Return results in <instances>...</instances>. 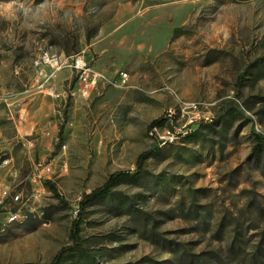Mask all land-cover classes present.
<instances>
[{
	"label": "rangeland",
	"instance_id": "obj_1",
	"mask_svg": "<svg viewBox=\"0 0 264 264\" xmlns=\"http://www.w3.org/2000/svg\"><path fill=\"white\" fill-rule=\"evenodd\" d=\"M259 60L264 0H0V264H50L116 172L59 264H264Z\"/></svg>",
	"mask_w": 264,
	"mask_h": 264
},
{
	"label": "built area",
	"instance_id": "obj_2",
	"mask_svg": "<svg viewBox=\"0 0 264 264\" xmlns=\"http://www.w3.org/2000/svg\"><path fill=\"white\" fill-rule=\"evenodd\" d=\"M39 63L38 75L40 80L38 81V88L44 90L47 94L53 95V89L51 80L55 77L57 70H59L63 64L59 63L54 56H50L44 53L41 56ZM71 68L74 69L77 75V81L81 84L82 92H85L92 86H94L98 79V74L91 69L81 57H75L70 64ZM127 75L125 73H120V79L125 81ZM6 192L3 191L4 195ZM14 201L19 199L18 194H14L12 197ZM27 219V214L23 213L20 209L14 211H8L6 216V221L8 223H22Z\"/></svg>",
	"mask_w": 264,
	"mask_h": 264
},
{
	"label": "trees",
	"instance_id": "obj_3",
	"mask_svg": "<svg viewBox=\"0 0 264 264\" xmlns=\"http://www.w3.org/2000/svg\"><path fill=\"white\" fill-rule=\"evenodd\" d=\"M259 65L261 66V68L264 70V61L259 60ZM161 119H153L152 121H150V123L148 124V128H152L157 126L158 124H160ZM151 150H145L143 152H141L138 156H137V163H138V168L141 167V164L143 163V161L151 154ZM136 173L131 174V175H136ZM121 176H130L129 173L127 172H116V173H112L109 175V177L105 180V182L103 184H101L100 186L92 189L89 193H85L82 196V199L79 202V208H78V213H77V217L73 220L72 222V226L70 229V241L71 244L65 247H62L59 249V251L54 255L52 261L50 262V264H59L65 257V255L67 254H71L75 251L78 250L79 248V240H80V236H79V223H80V215H81V211L84 209V207L90 203L92 200L97 199L99 197H102L106 194L109 193L111 186L115 183L116 179L118 177ZM49 189L54 192V194H56V190L54 188V186L50 185ZM25 264H40V263H25Z\"/></svg>",
	"mask_w": 264,
	"mask_h": 264
}]
</instances>
